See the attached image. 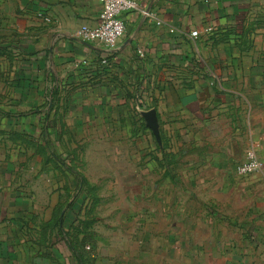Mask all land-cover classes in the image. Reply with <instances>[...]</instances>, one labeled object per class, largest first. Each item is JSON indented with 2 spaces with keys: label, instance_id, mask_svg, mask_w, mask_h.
Listing matches in <instances>:
<instances>
[{
  "label": "rangeland",
  "instance_id": "obj_1",
  "mask_svg": "<svg viewBox=\"0 0 264 264\" xmlns=\"http://www.w3.org/2000/svg\"><path fill=\"white\" fill-rule=\"evenodd\" d=\"M1 25L0 44H14ZM237 36L223 42L231 56L244 46L249 68L230 61L227 92L197 113L159 111L160 141L143 117L159 108L156 98L118 102L111 128L64 131V109L47 106L39 67L0 54L1 255L260 264L253 247L264 249V35L258 51ZM251 155L261 166L242 174Z\"/></svg>",
  "mask_w": 264,
  "mask_h": 264
},
{
  "label": "crops",
  "instance_id": "obj_2",
  "mask_svg": "<svg viewBox=\"0 0 264 264\" xmlns=\"http://www.w3.org/2000/svg\"><path fill=\"white\" fill-rule=\"evenodd\" d=\"M135 1L137 9L122 17L125 34L114 53L76 37L80 27L98 24L99 0L1 1L3 35L11 33L14 44L2 42L0 54H22L39 67L47 106L53 113L64 109V131L111 128L118 102L134 96L158 99V123L159 111L169 108L197 113L227 92L230 61L249 68L244 46L231 56L224 35L235 32L239 43L251 40L253 50L261 48L264 0ZM83 138L78 133V141ZM255 249L263 264L264 249ZM38 255L0 253V264H58Z\"/></svg>",
  "mask_w": 264,
  "mask_h": 264
},
{
  "label": "built area",
  "instance_id": "obj_3",
  "mask_svg": "<svg viewBox=\"0 0 264 264\" xmlns=\"http://www.w3.org/2000/svg\"><path fill=\"white\" fill-rule=\"evenodd\" d=\"M99 3L101 12L98 24L80 27L76 37L82 42L100 43L107 53H114L125 34L122 17L125 13L136 10L137 3L135 0H99ZM248 160L240 169L241 173L245 175L256 172L261 166L253 155Z\"/></svg>",
  "mask_w": 264,
  "mask_h": 264
},
{
  "label": "water",
  "instance_id": "obj_4",
  "mask_svg": "<svg viewBox=\"0 0 264 264\" xmlns=\"http://www.w3.org/2000/svg\"><path fill=\"white\" fill-rule=\"evenodd\" d=\"M147 127L153 132L157 141H160L159 123L156 110H150L143 113Z\"/></svg>",
  "mask_w": 264,
  "mask_h": 264
}]
</instances>
